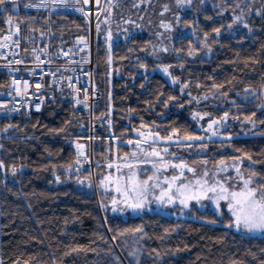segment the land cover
I'll list each match as a JSON object with an SVG mask.
<instances>
[{
  "label": "trees",
  "instance_id": "trees-1",
  "mask_svg": "<svg viewBox=\"0 0 264 264\" xmlns=\"http://www.w3.org/2000/svg\"><path fill=\"white\" fill-rule=\"evenodd\" d=\"M217 1L221 0H192L189 5L185 0L178 5L176 0H104L95 37V83L102 92L96 106L102 118L95 138L97 162L114 159L115 131H126L127 124L143 128L167 121L157 107L175 100L155 60H190L186 67L194 76L189 80L193 92L210 96L218 92L209 98L208 106L211 101L220 103L223 94L239 112V129L231 132L227 142L231 150L219 154L211 146L212 158L251 156L258 164L255 170L264 175V135L260 134L264 124L259 123L264 120L259 102L264 87V17L256 14L264 12V0H254L256 12L248 18V27L238 33L227 26L233 18L221 14L214 5ZM16 5L15 9L11 2L0 7V37L12 30L25 52L37 46L51 52L69 47L76 52L82 36H90L84 16L28 12L22 0ZM11 74L0 70L4 94L9 91ZM239 94L244 97L240 99ZM73 97L68 87L55 92L48 86L42 112L4 117L0 161L8 180L4 181L0 169L3 264L18 259L52 264L53 258L56 264H264V237H246L221 225L161 214L124 219L102 212L94 191L76 187L82 173L69 168L87 126V116L73 106ZM253 112L257 127L247 130L242 123ZM117 114L120 118H115ZM179 123L191 129L188 119ZM202 215L216 218L213 213ZM137 228L142 231L136 232ZM132 236L142 248L138 258L124 252L123 244L132 241Z\"/></svg>",
  "mask_w": 264,
  "mask_h": 264
},
{
  "label": "built area",
  "instance_id": "built-area-1",
  "mask_svg": "<svg viewBox=\"0 0 264 264\" xmlns=\"http://www.w3.org/2000/svg\"><path fill=\"white\" fill-rule=\"evenodd\" d=\"M22 1L23 6L28 3H39V0ZM25 10L55 15L84 16L89 23L92 42L88 49L80 47L77 53L69 47H61L51 52L41 46L32 47L25 52L22 41L16 34L11 30L6 31L0 37V70H10L12 74L9 91L5 94L0 91V104L7 105V108H0V127L4 121L3 113L18 117L29 112H42L45 103L44 92L48 86L55 92H62L68 87L74 95L73 106L86 115L88 120L85 138L79 142L83 145L84 154L77 153L71 172L75 174L94 172L97 167L94 144L96 132L102 124V118L96 114V106L102 99V92L95 83L94 36L97 21L104 10V0H87V3L85 0H68L67 7L49 4L47 8H25ZM25 82L28 85L26 89ZM17 88L20 89L19 95ZM77 100L81 103L78 104ZM12 109L17 111H11Z\"/></svg>",
  "mask_w": 264,
  "mask_h": 264
},
{
  "label": "snow or ice",
  "instance_id": "snow-or-ice-1",
  "mask_svg": "<svg viewBox=\"0 0 264 264\" xmlns=\"http://www.w3.org/2000/svg\"><path fill=\"white\" fill-rule=\"evenodd\" d=\"M11 2L15 7L16 0H0V7L6 5L7 3ZM178 5H183L185 3V0H176ZM187 4H191L192 0H186ZM201 3H203V0H200ZM85 3H87V0H85ZM49 4L53 6H68V0H39V3H28L25 4V8H47ZM235 8H240V4L237 3L235 5ZM79 11V9H77ZM235 10V9H233ZM4 11H7V8H4ZM252 8H248V14H251ZM245 13L243 12V9L241 10V15L236 16V20L239 21L242 16ZM257 15H261L264 17V12H261L257 10ZM210 18V17H209ZM8 23H12V17H8ZM245 27H248L247 24L244 25ZM231 27V25H229ZM19 29L17 28V31ZM216 33H219V29L214 30ZM251 31V29H249ZM7 39V37H6ZM39 59V57H37ZM16 63H20V61H16ZM165 72L168 71L167 68L164 69ZM13 83H19V81H13ZM25 89L28 87L27 82L24 84ZM39 87V85H37ZM17 94H20V89H16ZM78 104L81 103V101H76ZM261 107H264V105H261ZM0 108H7V105L0 104ZM39 110V109H37ZM11 111H17V109H12ZM228 113L225 112L224 116L221 118V121H226L228 118ZM256 113L253 112L252 116H246L245 121L252 124L253 127L256 124V120L253 119L255 117ZM195 118V117H194ZM202 118V117H201ZM234 119H237L234 117ZM221 121L213 120L210 124H208V130H212L213 125H216L220 123ZM259 123L264 124V120H260ZM8 127H12V125H9ZM7 129H5L6 131ZM216 133L213 132V135ZM255 134V133H254ZM261 135H264V133H260ZM151 135V134H149ZM173 135H175V130L173 132ZM141 137H144L143 142H147V137L143 132L140 133ZM166 140L171 141L172 136H168L165 138ZM185 140L192 141V140H202V137H195V136H187L184 138ZM230 140L231 137H228ZM155 142V138H154ZM128 143H133L132 141H129ZM140 141H137V147L140 146ZM191 146L190 144L188 145ZM206 147V146H205ZM77 149L79 155H83V145L77 144ZM143 152L144 150L141 149ZM164 152H167V148L163 149ZM133 156L136 155L135 152L132 153ZM145 155L147 157H156L158 160L157 162H153V168L156 169V172H160L161 170L166 171L167 168L171 167L174 169H180V175H173L171 177V180L168 179V177L164 178V183L168 185V188L166 190H162L159 197H156L155 199L159 202H164L165 198L167 203L172 204L175 202L174 196L176 199H179V202L184 205V207H188V202L191 200H195L199 202L201 199H210L213 200L214 203L217 205V210L219 211L220 208V201H225L227 205V210L230 213V219L228 220L227 224H225V227L228 229H234L236 232L245 233V234H252V233H260L264 234V175H261L256 170H254L251 167H248L241 170V167L238 165L235 166L236 171V178L235 182H231L232 178L226 179L224 182H221L220 180H215L213 183H209L208 179H206L209 176L208 171L203 172V178H198L194 182L190 181L188 183H181L178 187L175 189V193L173 194V185L177 180L180 179L181 176H183V170L187 169L188 172H192L195 174V169L192 167H189L188 164L184 161H181L179 164L170 163L169 161H166L164 157L161 155L159 151H157L155 148L152 149L151 152H146ZM175 156V154H173ZM234 161H239L240 163L243 162V158L236 157L233 158ZM248 160H252L251 156H247ZM201 163L207 164V161H202ZM224 161H220V164L223 166ZM255 163V161H253ZM4 167L3 161H0V169ZM71 166L69 165V168ZM109 168L112 167L111 164L108 165ZM123 167H126L130 169L128 173H121L119 176H117L114 180L111 176H106L104 180H102L100 183L102 186H104L108 182H112L116 184V191L120 193L122 199L117 200L115 197L112 199L113 208L112 211H122V208H117L115 205L122 204L125 207L131 209L133 212H140L145 209L146 204L150 203L149 201V193L150 191L158 186L159 182V176L154 173L152 176H149L147 179H140L137 175V172L133 170V165L131 164H125ZM16 169H12V174H16ZM117 171H120V166H117ZM56 181L60 182V177L56 176ZM150 181H156L157 183H150ZM80 183H83L80 181ZM211 193V195H209ZM217 221H209V223H216ZM136 232H141L142 228L135 229ZM123 235V233H121ZM71 251H77V249H72ZM70 252H66L65 255H70ZM131 255H135L134 253H130ZM0 264H3L2 261H0ZM14 264H31L30 260H16L14 261ZM52 264H56V259L53 258ZM62 264V261H61ZM138 264V262H137ZM233 264H236V262H233Z\"/></svg>",
  "mask_w": 264,
  "mask_h": 264
},
{
  "label": "rangeland",
  "instance_id": "rangeland-1",
  "mask_svg": "<svg viewBox=\"0 0 264 264\" xmlns=\"http://www.w3.org/2000/svg\"><path fill=\"white\" fill-rule=\"evenodd\" d=\"M226 1H228L230 6L226 4ZM239 3L240 8H235V5ZM249 3V7L252 8L251 14L256 12V5L254 0H221L217 1L214 5L219 6L218 8L222 11L221 14L225 17H231L233 18V23L227 25L231 31L234 33H238L242 30H245L247 27L244 25L247 24L248 18L251 16V14H248V8L246 7ZM235 9V10H233ZM243 9V12L245 13L242 18L237 21L235 18L236 16L241 15V10ZM96 37V33H95ZM88 43H90V36L87 37L86 35L82 36L81 44L82 46H85V48L88 46ZM95 44V40H94ZM216 92V91H215ZM211 93V96L208 95V97H215L214 95L218 94V92ZM215 93V94H214ZM214 94V95H213ZM260 104L264 105V87L262 89V96L261 99H259ZM242 127H246L247 130H253L254 128L252 124L244 121L242 123ZM246 134H250L251 132L244 131ZM77 144V143H76ZM225 151L231 150V146L229 143L225 144ZM181 150L174 149L172 154L163 156L166 161H169L170 163L179 164L181 161H184L188 164L189 167H192L195 169V174L192 172H188L187 169L183 170V176L180 177L179 180L175 182L173 185V194L175 193L176 187H178L181 183H188L190 181L194 182L198 178H203V172L208 171L209 176L206 178L208 179L209 183H213L215 180H220L221 182H224L228 178H232L231 182H235V178L237 176L235 171V166L238 165L241 167V170L251 167L255 170L256 166H258L257 163H253V161L248 160L246 156H224L219 158H198L196 160H191L190 158H183L179 159V153ZM175 154V156L173 155ZM183 154V152H182ZM241 157L243 158V162L240 163L239 161H234L233 158ZM116 161L117 160H109L104 162H97L98 166L96 167L94 172H83L80 176H78L76 180V187L78 189L84 190L86 192L94 191L98 201L100 208L102 212H104L106 215L111 214L114 216H119L124 219L128 218H135L139 217L141 215H147V214H161L165 217L172 218V219H182V220H198L209 223V221H217L214 223V225H221L225 227V224H227L228 220L230 219V213L227 210V205L225 201H220V208L219 211L217 210V205L214 203L213 200L210 199H201L199 202L195 200H191L188 202V207H184L179 202V199H175V202L172 204L167 203L166 198L164 202H159L155 198L159 197L162 190H166L168 188V185L164 183V178L168 177L169 180H171V177L173 175H180V169H174V168H167L166 171L161 170L160 172H156V169L153 168V163L139 159L133 163L132 165H135L133 167V170L137 172V175L140 179H147L149 176H152L154 173L159 176V182L158 186L153 188L149 193V201L150 203L146 204L145 209L140 212H133L131 209L125 207L122 204H117L115 207L122 208V211H116L113 212V204L112 199L115 197L117 200L122 199L120 193H118L116 189V184L112 182L106 183L104 186L101 185V181L105 179L106 176H111L113 180L119 176L121 173H128L129 171H117L116 167ZM154 162L158 163V160H153ZM202 161H207V164L201 163ZM220 161H224V165L222 166L220 164ZM111 164L112 167L109 168L108 165ZM82 181L83 183H80ZM150 183H157L156 181H150ZM211 195V193H209ZM213 213L216 218L208 219L203 217L202 213ZM213 224V223H212ZM226 228V227H225ZM228 231L232 233H237L244 235L246 237H252V236H259L264 237V234L260 233H252V234H245L236 232L234 229H228ZM132 241H125L123 246L125 248V254L131 255L130 253H134L135 257H140L142 254V248L139 243V240L132 236ZM122 248V246H121ZM123 250V248H122Z\"/></svg>",
  "mask_w": 264,
  "mask_h": 264
},
{
  "label": "flooded vegetation",
  "instance_id": "flooded-vegetation-1",
  "mask_svg": "<svg viewBox=\"0 0 264 264\" xmlns=\"http://www.w3.org/2000/svg\"><path fill=\"white\" fill-rule=\"evenodd\" d=\"M155 61L158 63L156 70L164 77L166 89L169 90L168 92L171 93L175 101L172 104L168 103L157 107L162 119L167 120L164 123L149 124L143 128L127 124L126 131H115L113 133L114 160H117L115 168L119 165L120 171H129L130 169L123 166L139 159L153 163V160H157V158L145 155L146 152H151L153 148L159 151L162 156L170 155L174 149H179L181 150L179 159L211 158L214 151L223 154L226 150L225 144L229 141L228 137H231V132L239 129L240 126L239 112L234 109L235 105L230 104L227 96L222 94L220 103L211 101L212 105L208 106L206 104L209 101L207 94L198 95L193 92L189 80H193L194 76L192 77L191 74L187 73L188 68L186 67L190 60ZM146 62L148 60H143V63ZM165 68L168 69L167 72L164 71ZM143 69L144 66L139 67V70ZM186 77H188V80H185ZM239 97L242 99L244 96L239 94ZM225 112L229 114L228 118L226 121H221ZM234 117L237 119H234ZM115 118H120V115H115ZM183 119H188L191 129H184L185 126L180 127L181 125L178 122ZM213 120L221 122L213 125L212 130H208V124ZM174 123V126H177L176 128L172 126ZM174 130L175 135H173ZM141 132L148 138L147 142H143L144 137L140 136ZM213 132L216 134L213 135ZM168 136H172L171 141L165 139ZM187 136L202 137L203 139L188 141L184 139ZM129 141L133 143L130 144ZM137 141L141 142L139 148L136 144ZM211 146L215 148L214 151ZM165 148H167V152L163 151ZM141 149L144 151L142 152ZM133 152L136 153L135 156L132 155Z\"/></svg>",
  "mask_w": 264,
  "mask_h": 264
},
{
  "label": "water",
  "instance_id": "water-1",
  "mask_svg": "<svg viewBox=\"0 0 264 264\" xmlns=\"http://www.w3.org/2000/svg\"><path fill=\"white\" fill-rule=\"evenodd\" d=\"M4 115L5 116H9V114L8 113H4ZM2 172H3V175L5 176V182L8 180V177H7V175H6V168H5V166L2 168Z\"/></svg>",
  "mask_w": 264,
  "mask_h": 264
},
{
  "label": "bare ground",
  "instance_id": "bare-ground-1",
  "mask_svg": "<svg viewBox=\"0 0 264 264\" xmlns=\"http://www.w3.org/2000/svg\"><path fill=\"white\" fill-rule=\"evenodd\" d=\"M97 165H98V163H97Z\"/></svg>",
  "mask_w": 264,
  "mask_h": 264
}]
</instances>
